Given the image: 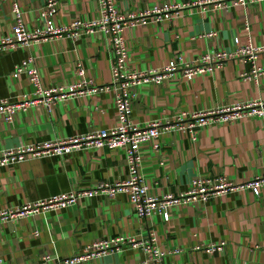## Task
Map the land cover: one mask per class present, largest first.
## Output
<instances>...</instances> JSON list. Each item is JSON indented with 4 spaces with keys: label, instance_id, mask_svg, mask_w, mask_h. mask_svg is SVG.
<instances>
[{
    "label": "crops",
    "instance_id": "crops-1",
    "mask_svg": "<svg viewBox=\"0 0 264 264\" xmlns=\"http://www.w3.org/2000/svg\"><path fill=\"white\" fill-rule=\"evenodd\" d=\"M49 15L58 26L72 21L94 22L101 17L98 0H52ZM18 4L28 31L43 24L47 0H0V38L14 25L12 3ZM125 11L139 12L153 5L178 8L157 20L154 16L134 27L125 26L122 37L129 71L160 70L172 59L193 61L210 50L230 51L233 38L264 49V2L230 3L212 0H114ZM209 35V36H208ZM110 36L101 27L83 29L74 38L63 35L0 50V98L12 102L32 96L25 74L12 76L16 65L33 58L40 85L49 89L74 83L77 64L96 91L64 98L49 110L41 104L15 113L10 123L0 117V151L44 141L110 129L117 123L116 86L111 71ZM264 70V51L254 64ZM252 63L237 59L221 69L186 79L175 72L162 83L130 88L131 120L173 121L201 110L264 99V73L258 83L241 77ZM141 147L140 173L148 193L178 195L194 177L225 176L235 185L264 176V118L244 117L231 123L199 128L192 140L185 130H163ZM129 177L122 149L83 148L60 156L28 158L0 167V210L20 207L48 197L90 189L96 183L125 181ZM167 221L154 213L138 218L124 192L109 197L97 194L71 207L0 223V254L4 264H54L82 253L90 243L117 236L143 241L153 237L164 255L158 264H264V188L260 195L247 188L211 196L205 202L181 204ZM37 231V234H35ZM224 243L211 252L210 244ZM50 262L44 261V256ZM142 247L124 246L74 264H144Z\"/></svg>",
    "mask_w": 264,
    "mask_h": 264
},
{
    "label": "built area",
    "instance_id": "built-area-1",
    "mask_svg": "<svg viewBox=\"0 0 264 264\" xmlns=\"http://www.w3.org/2000/svg\"><path fill=\"white\" fill-rule=\"evenodd\" d=\"M216 1H230L233 4L241 3L243 5L264 2V0ZM98 2L101 17L97 21L82 22L76 20L69 25L58 26L49 18V15L55 11V2L47 0L48 9L42 13L43 24L33 31H28L25 28L21 10L18 4L13 2L11 9L14 25L8 36L0 38V50L12 49L16 46H28L36 40L59 38L63 35L74 38L83 29H92L95 26L101 27L110 36L112 50L110 67L117 90L114 98L117 111L116 125L110 129H98L81 135L44 141L37 145H25L16 149L0 151V167L18 163L28 158L60 156L87 147L109 150L122 149L127 160L129 177L125 181L114 183L99 182L90 189L61 193L47 199L26 203L20 207L0 210V223L41 212L71 207L76 205L79 200L91 199L97 194L112 197L116 193L124 192L127 194L128 200L138 218H146L157 213L164 221L169 219V211L181 204L205 202L209 197L220 195L229 190L247 188L255 196H259L260 189L264 188V176L254 177L240 186L235 185L231 180L221 175L215 178L194 177L185 192L178 195L167 193L156 197L148 193V187L139 170L142 161V145L151 142V148L157 150L159 144L155 140L163 130H185L189 133L191 139L195 140L197 130L206 125L231 123L244 117L264 118V99H253L229 106L201 110L190 115L180 116L173 121L155 120L144 125H138L131 120V101L134 99L135 93L131 92L130 88H137L148 83L160 84L175 72H180L186 79H190L195 75L209 74L215 69H221L231 59L252 63L251 69L242 73L241 77L258 83L259 77L264 73V70L253 64L256 56L263 52L264 49L254 47L250 43L242 45L236 36L233 38L234 46L230 51L224 49L210 50L200 55L197 59L187 62L180 57L174 58L160 70L129 71L125 62L126 48L122 37L123 28L125 26L134 27L137 24L144 23L150 16H154L157 20H160L162 16L168 17L169 13L176 10L178 6L171 4L153 5L143 11L133 12L120 9L114 0H98ZM18 74L27 76L29 83L33 87V92L32 96L23 95L12 102L0 98V117L6 123L12 121L15 113L25 111L32 105L41 104L50 110L53 105L64 98L91 95L96 91L92 81L84 76V70L80 64H77L74 70V74L78 77L76 82L54 86L49 89L41 87L38 70L33 63L32 57H27L15 66L12 76L16 77ZM35 234H37V231H35ZM223 245L224 243L210 244L208 249L211 252L220 251ZM124 246L142 247L147 255L144 264H158L164 255L163 252L156 248L153 237L148 236L143 241H140L131 236H117L94 241L87 245L79 255L58 260L54 264L80 263L90 258L100 257L109 251L119 252ZM43 259L46 262H50L49 257L46 255ZM0 264H4L1 254Z\"/></svg>",
    "mask_w": 264,
    "mask_h": 264
}]
</instances>
